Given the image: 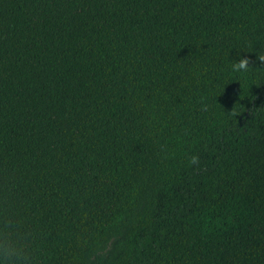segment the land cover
Returning a JSON list of instances; mask_svg holds the SVG:
<instances>
[{"label":"trees","instance_id":"obj_1","mask_svg":"<svg viewBox=\"0 0 264 264\" xmlns=\"http://www.w3.org/2000/svg\"><path fill=\"white\" fill-rule=\"evenodd\" d=\"M262 56L264 0H0V264H264Z\"/></svg>","mask_w":264,"mask_h":264},{"label":"clouds","instance_id":"obj_2","mask_svg":"<svg viewBox=\"0 0 264 264\" xmlns=\"http://www.w3.org/2000/svg\"><path fill=\"white\" fill-rule=\"evenodd\" d=\"M262 60H264V56L261 57ZM248 65V59L247 57H241V59L238 61L237 64L234 65L236 68H246ZM4 255L8 258H18L19 252L12 246L5 245L4 247Z\"/></svg>","mask_w":264,"mask_h":264}]
</instances>
